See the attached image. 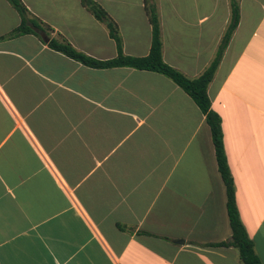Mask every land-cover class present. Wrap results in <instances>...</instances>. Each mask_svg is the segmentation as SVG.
Masks as SVG:
<instances>
[{
  "label": "crops",
  "instance_id": "obj_1",
  "mask_svg": "<svg viewBox=\"0 0 264 264\" xmlns=\"http://www.w3.org/2000/svg\"><path fill=\"white\" fill-rule=\"evenodd\" d=\"M21 1L51 38L117 57L83 0ZM91 1L116 22L126 56L149 55L146 0ZM151 3L164 61L190 79L215 60L239 8L208 94L264 264V0ZM22 23L0 0V264H244L196 102L156 72L87 67L20 32Z\"/></svg>",
  "mask_w": 264,
  "mask_h": 264
},
{
  "label": "trees",
  "instance_id": "obj_2",
  "mask_svg": "<svg viewBox=\"0 0 264 264\" xmlns=\"http://www.w3.org/2000/svg\"><path fill=\"white\" fill-rule=\"evenodd\" d=\"M10 2L18 10L23 19L19 31L42 37L36 31L38 29L42 30L48 37L47 43L51 49L94 69L127 67L162 74L172 80L196 102L206 116V122L210 127L218 169L226 188L227 211L232 229L231 244L238 249L242 263L262 264L260 258L255 252L253 241L249 237L240 218L234 179L232 177L224 148L222 120L219 114L212 109V102L208 94V87L214 79L216 70L222 60L225 47L239 24V8L236 5L233 7L231 25L227 30L215 60L198 78L190 79L180 71L168 65L163 59L159 18L156 7L151 3V0H146V11L152 25V46L149 55L145 57L126 56L123 53L122 38L116 22L101 6L91 0H83L84 5L88 7L95 18L106 23L111 38L116 42L118 55L116 58L107 61L97 60L76 50L62 35L56 38H51L50 28L38 19L31 18L30 12L21 0H10ZM218 245H225V243Z\"/></svg>",
  "mask_w": 264,
  "mask_h": 264
},
{
  "label": "water",
  "instance_id": "obj_3",
  "mask_svg": "<svg viewBox=\"0 0 264 264\" xmlns=\"http://www.w3.org/2000/svg\"><path fill=\"white\" fill-rule=\"evenodd\" d=\"M46 41H48V37H47V35H46V33L45 32H43L42 30H36Z\"/></svg>",
  "mask_w": 264,
  "mask_h": 264
}]
</instances>
